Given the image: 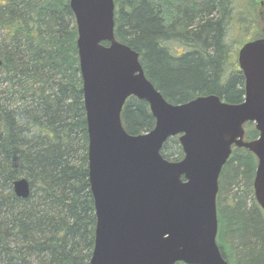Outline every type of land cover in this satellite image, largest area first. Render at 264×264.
Segmentation results:
<instances>
[{"label":"trees","instance_id":"16d2710c","mask_svg":"<svg viewBox=\"0 0 264 264\" xmlns=\"http://www.w3.org/2000/svg\"><path fill=\"white\" fill-rule=\"evenodd\" d=\"M69 1L0 0V264H89L92 254L96 218ZM113 1L115 39L139 54L145 76L168 102L210 94L229 104L243 101L244 78L226 39L234 31L237 52L260 33V0ZM121 121L129 134L154 126L148 104L134 97ZM244 128L246 140L258 136L251 122ZM161 155L182 158L176 137ZM255 168L249 151L233 148L219 176L217 244L228 264H264ZM18 178L29 182L25 199L13 193ZM222 191L231 194L230 204L220 206ZM222 220L231 225L228 246Z\"/></svg>","mask_w":264,"mask_h":264},{"label":"water","instance_id":"95a60500","mask_svg":"<svg viewBox=\"0 0 264 264\" xmlns=\"http://www.w3.org/2000/svg\"><path fill=\"white\" fill-rule=\"evenodd\" d=\"M87 130L88 181L95 212L89 264H228L217 244V193L233 148L256 159L255 202L264 212V26L237 51L244 99L168 102L145 76L139 54L114 37L113 0H70ZM264 14V0H260ZM1 64V62H0ZM130 97L145 101L154 126L129 134L121 121ZM258 136L245 139L246 123ZM176 137L182 158L161 155ZM16 197L29 182L12 183Z\"/></svg>","mask_w":264,"mask_h":264},{"label":"rangeland","instance_id":"374dc122","mask_svg":"<svg viewBox=\"0 0 264 264\" xmlns=\"http://www.w3.org/2000/svg\"><path fill=\"white\" fill-rule=\"evenodd\" d=\"M236 40H237V36L235 35L234 31L230 30L229 33H228V37L226 39V42L230 46L228 53H232V55L230 56V59L232 61H234V59L236 60V50L234 48L237 45V43H236L237 41ZM232 61H230L231 64H232ZM170 149H171L172 152L176 151V147L173 146V145L170 146ZM219 201H220V206H223V205H226V204H230L231 203V194L228 191H222L219 194ZM224 213H225V211H224ZM230 228H231V225L228 224L226 221L222 220V223H221V235L223 234V241L225 242L226 245L227 244L229 245V241H230L229 240L230 239V233H229V229ZM216 240H217V237H216Z\"/></svg>","mask_w":264,"mask_h":264}]
</instances>
